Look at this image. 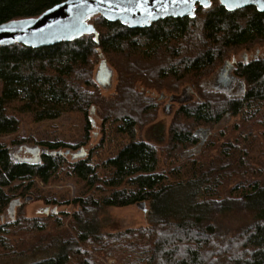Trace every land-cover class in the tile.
<instances>
[{
  "label": "trees",
  "instance_id": "1",
  "mask_svg": "<svg viewBox=\"0 0 264 264\" xmlns=\"http://www.w3.org/2000/svg\"><path fill=\"white\" fill-rule=\"evenodd\" d=\"M64 1L0 0V25L38 17ZM91 23L99 33L98 41L95 35H86L50 47L19 43L0 47V137L19 131L20 116L33 123L71 113L84 118L77 142L38 140L34 147L49 152L39 162L34 157L16 160L10 147L0 144V219L5 214L9 218L0 224V260L103 264L100 258L104 257L114 258L117 264H264V165L255 175L249 160L257 138L261 135L264 140V130L252 132L254 125L264 127V58H244L235 64L234 73L245 86L239 95L201 86L232 53L264 46V13L254 6L228 11L213 0L209 8L198 6L194 17L166 18L148 28L131 29L100 16ZM101 54L111 69L115 56H126L131 61L126 65L140 63L144 68L158 58L163 63L149 73L142 72L152 73L155 81L136 78L135 84H128L121 74L119 92L104 97L100 93L104 88L96 80ZM138 81L151 90L135 89ZM190 87L198 99L180 105L167 136L154 142L138 140L139 129L154 124L164 92L178 95ZM94 114L103 121L105 135L87 158L71 163L67 152L91 140ZM230 118L238 119L232 128L238 133L220 144L216 154L214 145L207 142L200 160L182 159L187 150L199 145L198 129H214ZM118 128L128 142L107 159L106 174L100 177L94 156L105 150L107 129ZM62 172L94 192L70 203L46 200L48 205L78 207L69 231L45 229L47 221L42 218L22 219L16 214L22 203L15 217H10L11 202L21 198H10L6 189L32 180L25 192L33 188V180L47 184ZM233 182L235 186L228 189ZM129 206L146 210L148 227L101 232L99 214ZM52 210L44 218L68 214ZM24 231L36 234L26 240Z\"/></svg>",
  "mask_w": 264,
  "mask_h": 264
},
{
  "label": "rangeland",
  "instance_id": "2",
  "mask_svg": "<svg viewBox=\"0 0 264 264\" xmlns=\"http://www.w3.org/2000/svg\"><path fill=\"white\" fill-rule=\"evenodd\" d=\"M254 57L258 58H264V46H252L248 49H241L235 53H232L230 55V58L227 60L232 63L233 67H235V64L238 61H243L245 58L246 60H250ZM162 59V60H161ZM140 60V59H139ZM163 58H158L156 60V63L153 64V61L150 63V66L148 68H144L142 64H129L131 63L129 58L126 56H115L114 57V75L112 78V86L109 89H101L100 93L104 97H111L118 91V83L120 75L122 74L125 78H127V83L129 84L131 81H136V78L140 80H145L148 77L149 82H153L154 77H152L151 74H145L142 72H151L152 69L156 68V65H162ZM226 61V62H227ZM146 62V61H143ZM225 62V63H226ZM149 64V63H147ZM224 66V65H223ZM97 69V68H96ZM220 69H217L213 73H211L209 76L204 78L202 80L201 86L204 88H208L211 90H223L226 88H222L220 86L219 81H217L219 76H216L215 73L218 72ZM233 70L230 74L233 75V79L235 83L231 85L229 94L231 95H239L241 91H244L245 86L243 84V80L238 78L237 75L234 72V68H231ZM219 73V72H218ZM122 76V77H123ZM193 87V86H192ZM1 83H0V92H1ZM186 88V87H185ZM182 88L178 95H174L170 92H164L166 96L162 97L165 100L162 101V103L159 105V109L157 112L156 120L154 121V124L148 126L147 128L139 129L137 132V139L150 142L158 141V138L161 136H167L170 125L172 123V118L174 117V114L180 107V105L184 102H189L193 98L197 100V95H194L193 88H187L183 91ZM135 89L138 91L143 90H151L147 87V85L142 82L138 81L135 85ZM119 92V91H118ZM156 99L160 97L161 93L157 92L155 93ZM163 94V93H162ZM228 94V93H227ZM100 113V112H98ZM103 115V114H102ZM104 116V115H103ZM91 119L93 120L94 127L91 131V140L88 143V145L79 147L77 150H72L74 154L79 153L81 148H84L86 155L84 157H88L89 154L96 150L97 145L101 142V139L105 135L103 133L102 123L103 121L96 115H91ZM20 128L19 131L16 134L9 135V136H2L0 137V144L5 145L6 147H10V150L12 152V155L14 158L22 159V158H32V155L30 152L26 150V147H34L37 145V141H44L47 143H74L80 140L83 130V121L84 118L81 114L77 113H71L62 116L60 119L55 121H47L42 123H33L31 118L25 116H20ZM238 123V119H225L220 125L215 127L214 129H206L201 128L198 129V134L196 135L197 138L200 140V143L197 147L191 148L187 150L183 155V160H188L190 158L199 159L202 154V147L205 146L207 142H209L212 146V149L214 150V154H216V149H218V146L220 144H223L228 139H231L232 136L238 131H232V128L235 124ZM120 125L119 123H116L115 126L118 127ZM258 128H261L258 130ZM120 129L118 128L115 130L107 129V135H108V142L105 145V150L98 153L96 152L94 156L93 162L97 164L98 173L100 177H104L106 174L105 168H106V161L108 158L113 156L116 149L121 146V143H127L128 139L122 136L120 134ZM210 131V133L208 132ZM264 130V127L259 125H254L252 127V132L254 133H262ZM196 132V133H197ZM28 139L27 143H23L24 139ZM204 140V143H203ZM15 142L12 144V142ZM164 145L160 146L163 147ZM26 151L28 153H26ZM208 155V154H207ZM164 156V154H162ZM69 162H74L78 160H74L71 154L67 156ZM83 157V158H84ZM82 158V159H83ZM250 165L252 166L253 173L255 175H258L262 169V165H264V140L261 138V135L257 138L255 143L252 146L251 154L249 156ZM99 163V164H98ZM176 164H172L171 167H176ZM187 170V168H185ZM185 169H183V173L185 172ZM174 175H171L173 177ZM55 179H52L49 183L44 184L41 183L39 180L35 179L33 180L32 189L28 191H23L28 188V185L30 181L28 180L26 182H18L15 185H12L8 189H6V193H10L9 197L13 199H19L21 198V207L18 208L16 214L19 216L21 214L22 219L25 220L28 219H45L46 222V228L45 229H54V231L58 232H64L70 230V224L72 222V215L75 211L78 210V207H75L73 205H48L47 201H57V203H65V202H72L74 199H78L80 197L87 198L91 195H94V192H92L89 187L82 181L78 180L77 178H74L71 175H67L65 172H62L61 174H56ZM235 186V183L233 182L232 185H228V189H231ZM12 191H14L12 193ZM229 192V191H228ZM101 194H99V197ZM96 197L98 198L97 194ZM57 207L60 215L62 212L68 213L65 216H56V217H49L44 218L43 215L45 209H50V212L53 208ZM54 210V209H53ZM247 215L250 217V214L247 213ZM247 218V216H243ZM8 215L5 214L3 218L0 219V224H3V221H7ZM99 220H101V232L103 233H120L125 232L128 230H138L141 228L148 227V220L149 217L147 215V212H145V209L143 207L139 206H129L124 208H108L105 210L102 214H99ZM55 221L61 222L62 225L58 224ZM227 224H232V221L226 220ZM235 224V223H233ZM62 226V228L60 227ZM44 229V230H45ZM38 232L37 230H34ZM27 232L24 231V236L26 240H30V237L36 234V232ZM62 232V233H63ZM94 255V254H93ZM96 255V254H95ZM94 255V257H96ZM17 261H11L9 259H1L0 264H25L26 261L23 262L22 259L15 258ZM100 260H102L103 264H117V261L114 258H104L101 257Z\"/></svg>",
  "mask_w": 264,
  "mask_h": 264
},
{
  "label": "water",
  "instance_id": "3",
  "mask_svg": "<svg viewBox=\"0 0 264 264\" xmlns=\"http://www.w3.org/2000/svg\"><path fill=\"white\" fill-rule=\"evenodd\" d=\"M213 0H66L46 10L38 17L12 20L0 25V47L22 44L31 48L50 47L62 42L76 41L86 35L99 33L91 21L96 17H103L109 22H120L131 29L150 27L152 24L166 18L194 17L198 6L209 8ZM228 11H235L254 6L264 13V0H219ZM207 3L208 7H205ZM239 5V6H237ZM99 65L96 80L102 86L110 84L112 70L103 59ZM231 68L233 65L227 61ZM229 72H225L229 76ZM223 84L227 85L225 79ZM229 86V85H228ZM223 87V86H222ZM210 133V131L208 130ZM198 132L196 133V135ZM204 143V140H203ZM35 162H39L41 155L49 152L38 147L29 148ZM71 154L73 159H80L86 155L81 152ZM21 205L20 200L11 202L8 213L15 217V210ZM57 209L52 212H57ZM146 211V210H145ZM49 214L50 209L43 211Z\"/></svg>",
  "mask_w": 264,
  "mask_h": 264
},
{
  "label": "flooded vegetation",
  "instance_id": "4",
  "mask_svg": "<svg viewBox=\"0 0 264 264\" xmlns=\"http://www.w3.org/2000/svg\"><path fill=\"white\" fill-rule=\"evenodd\" d=\"M231 68H234V67L232 66ZM231 68L229 67V65H227V63H225V65L222 68H220V70L218 71L219 73L218 72L215 73L216 76H219L218 77L219 79L217 81H219L220 86L221 87L223 86L222 88H226V89H223V90H220V89H218V90L224 91V92H228V93L230 92V89L229 88L231 87V85L233 84V82L235 83V81L233 79L234 78L233 75L230 74L233 71V70H231ZM225 72H229L228 73L229 76H226L225 75ZM113 75H114V71L112 70V78H113ZM112 78L110 80V84H106V86L103 87V88H105V89L111 88V86H112ZM224 79H225V82H226L227 85L223 84L222 80H224ZM22 160H25V158H22Z\"/></svg>",
  "mask_w": 264,
  "mask_h": 264
},
{
  "label": "snow or ice",
  "instance_id": "5",
  "mask_svg": "<svg viewBox=\"0 0 264 264\" xmlns=\"http://www.w3.org/2000/svg\"><path fill=\"white\" fill-rule=\"evenodd\" d=\"M183 2L184 3H188L189 2V0H183ZM222 2H223V0H222ZM205 7H208V6H210V5H208L207 3H205V5H204ZM237 6H239V5H237Z\"/></svg>",
  "mask_w": 264,
  "mask_h": 264
}]
</instances>
